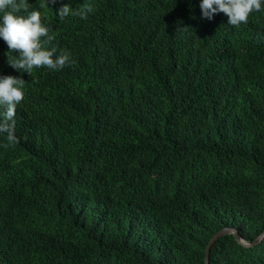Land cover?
<instances>
[{"label": "trees", "instance_id": "obj_1", "mask_svg": "<svg viewBox=\"0 0 264 264\" xmlns=\"http://www.w3.org/2000/svg\"><path fill=\"white\" fill-rule=\"evenodd\" d=\"M84 2L86 19L56 11ZM72 63L25 80L0 148V264H205L264 233V11L200 0H28ZM43 5V7H41ZM2 142V138H0ZM210 264H264L234 234Z\"/></svg>", "mask_w": 264, "mask_h": 264}, {"label": "clouds", "instance_id": "obj_2", "mask_svg": "<svg viewBox=\"0 0 264 264\" xmlns=\"http://www.w3.org/2000/svg\"><path fill=\"white\" fill-rule=\"evenodd\" d=\"M54 2V0H53ZM28 0H0V39L7 45V64L20 73L32 75L34 68L60 71L72 63L71 53L52 45L54 36L42 22L38 8L29 10ZM43 7V5H41ZM201 18L212 20L218 13L228 17L227 24L239 27L251 14L264 11V0H200ZM93 6L84 2L73 9L64 4L56 11L61 21L69 16L86 19ZM25 98V80L0 74V148L20 142L16 133V112Z\"/></svg>", "mask_w": 264, "mask_h": 264}, {"label": "water", "instance_id": "obj_3", "mask_svg": "<svg viewBox=\"0 0 264 264\" xmlns=\"http://www.w3.org/2000/svg\"><path fill=\"white\" fill-rule=\"evenodd\" d=\"M226 234H234L235 238L237 239V241L241 244H243L246 247H250V246H254L256 244H258L263 238H264V233L257 238V240L253 243H247L239 234L236 230L231 229V228H224L221 231H219L218 233H216L212 239L210 240V242L207 245L206 248V258H205V264H210V253H211V249L212 246L214 245V243L219 240L222 236L226 235Z\"/></svg>", "mask_w": 264, "mask_h": 264}]
</instances>
